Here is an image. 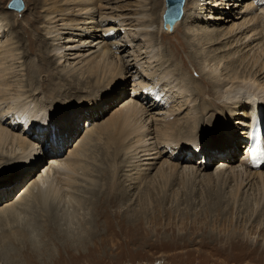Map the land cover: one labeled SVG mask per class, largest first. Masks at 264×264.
Wrapping results in <instances>:
<instances>
[{"label":"bare ground","instance_id":"obj_1","mask_svg":"<svg viewBox=\"0 0 264 264\" xmlns=\"http://www.w3.org/2000/svg\"><path fill=\"white\" fill-rule=\"evenodd\" d=\"M33 1L34 12L32 8H28V10L32 13L31 16L33 17L30 18V22L36 25L37 33H34V35L31 33V36L29 35L30 41L27 42L30 51L35 50L36 46L41 47L43 68L29 67V78H34L36 70L37 74L45 71L49 73V81L52 82L51 79L54 75L52 73L51 76V69L53 65L59 63V67L62 66L63 70L68 67L69 70L66 71V75L72 73L73 76L71 77L73 79L71 80L74 82L72 83L71 80L59 74L55 77L63 84L51 86L48 81L45 85L41 84L40 87H37L35 91L42 89V93L46 91L53 97L60 96L61 99L68 100L83 97L86 105L73 101L63 106H55L53 101L49 103L41 102V108L38 111L40 113L35 115L36 107L32 108L33 102L29 101L32 96L26 97L23 91H20L21 95H12L9 90L16 84H11L6 80L8 75L6 71L8 69L14 70V65L17 63L12 62L20 58H16L19 55L17 48L11 46L15 42L10 43L11 38L6 34L11 29L8 27V18L0 15V103H6L8 106L7 113L0 114V170H7L11 174L16 172L19 174L22 169H27L28 173L32 171V165L40 164V153L46 144L45 142L49 141L53 147L55 146L54 148H60L56 156L49 159V161L47 160V163L41 169L37 167L39 171L22 186V191L16 194L14 199H9L12 195L8 194L9 188L0 189V203H2L0 204V219L4 217V220H6L18 215L24 209L22 208L24 205H30L29 202L39 201V204L45 205L47 192L58 185L68 187L67 190L75 185L76 180L85 174L79 173V171L85 170L88 152H90L89 147L95 146L98 141L101 144L104 143L103 139L106 140L104 143L106 150L105 158L102 156V160L103 162H113L115 164L110 163L115 168L114 171L110 172L108 168L103 173L107 175L108 179H111L112 185L109 184L107 189H112L114 192L110 196L107 195L108 198L104 202H100L97 210L101 218L111 219L108 208L120 203L121 199L126 201L130 198L131 191L128 190L127 185L124 186L125 182L129 181L134 185L139 181L142 184L154 169L157 171L155 175L160 182L163 181L164 185L161 184L162 186H165V183L172 182V180V183H174L186 177L190 172L193 174L192 176L197 173H205L211 163L210 161L219 157L213 154L212 159L209 154L203 155L206 154V148L202 146V143L206 138L210 136L225 138L226 134L228 136L241 134L245 139L250 125V115L254 109L259 111L264 121V0H185L182 8L183 15L179 21L174 23L173 30L176 27L183 26L185 37H187V32L196 43L197 48L201 49L202 52L198 56L200 70L213 80L206 83V91H200V88L196 86V82L189 81L186 78L182 66L169 64L170 56L168 57V54L161 52L156 44V35L160 32L162 35L170 33L169 27L164 28L161 25V28L157 31L158 33L153 32L151 28L154 27L156 20H153L152 13L149 14L145 7L148 0H144L145 2L137 0V6L135 7L139 8L138 10H131L135 13L132 14L133 16L129 20L131 21L129 26L134 28L132 31L136 36L135 40L140 39L143 44V46L139 45L138 49L141 50L139 56L142 55L144 58L139 57L135 61V68L140 65L143 73L142 76L134 74L135 72L132 74L134 65L127 66V73L129 72L128 74L132 75L133 78V81L129 84L132 85V90L131 95L127 98L128 101L124 100L117 107L118 110L116 108L115 111L113 110L109 119L97 123V125L94 123L95 119L93 118L101 117L100 112L105 110V101L116 95L119 92L118 90L130 80L125 76V61L120 56V30H118L123 27L122 24L127 25L126 18H123L126 15L118 16L117 13H110L116 9L123 13L128 6L121 4V6L113 7V5L115 6L124 0ZM187 1L188 4L192 1L195 9L200 8L199 11L195 13V9L186 8ZM23 2L24 9L20 12L21 14L27 9L25 1ZM39 11L44 14L39 15ZM26 12L23 13V16ZM9 13L11 16L17 17L14 12ZM20 13H18V16ZM40 21L45 23V33H40L41 29L37 26ZM216 21L226 25H219L215 23ZM117 27L119 28L117 29ZM97 32H100V34H97ZM2 38L5 40H1ZM89 38L94 39L89 41ZM49 39L54 43L51 44L50 52L46 53L45 44L46 40ZM16 40L18 42L22 41L19 34L16 35ZM179 45L184 48L181 41H179ZM71 59L78 60L77 63L75 62L77 65L73 68L70 66L71 63L68 66L62 65ZM78 65L79 67H77ZM152 68L156 70L155 73H162L163 75L160 79L153 74L149 75L154 81L153 88L148 86L144 80V77L151 73ZM163 82L167 83L168 86L160 87L158 90L157 88ZM190 83L197 90L196 95L198 96L200 93L203 95V93L214 92L215 99L209 105L211 109L201 106L204 103L203 101L200 103L199 97L192 94L191 90L193 88H190ZM66 86L69 87L63 91ZM13 91L17 92V90ZM142 91L149 98V101L154 102L151 104L150 102L146 103L140 97ZM84 93L87 95L83 96ZM134 94L137 96L135 97ZM178 95L183 101L182 104H178L177 108H167V105L173 103L172 100ZM18 100H21L19 106L16 104ZM159 103L164 105L160 109L161 111L167 110L166 114L163 111L161 113L162 115L165 114L162 123L158 122L157 116H153V110H151ZM183 108V111L187 108V112L182 117L184 121L179 122L181 119H176L175 115L177 114L174 113ZM218 108H223L222 112L224 113H211L212 111L216 112ZM90 111H93L95 116L91 122L86 120L87 124L86 122L83 123V135L77 137L73 142L74 146L68 148L67 153L63 154L61 149L64 151L69 141H65L63 138L65 143L63 141L61 143L55 138L51 140V136L53 134V136H57L59 130L68 124L70 115H74L75 118L79 116L83 118L82 115L89 116ZM208 113L210 114L208 115ZM50 114L56 115L57 118L52 116V121H48V115ZM42 116L46 117L47 120H40ZM98 119L96 118V120ZM46 125L48 134L43 132V127H46ZM68 127L71 126L68 124ZM68 127L67 130L69 131ZM70 130L74 131L73 134L78 131L77 128H71ZM238 130L240 133H238ZM42 137L44 138L42 141L44 144L35 142L36 139ZM71 138L69 137L68 140H71ZM192 144L200 145L192 151L196 158L192 156L188 149L189 145ZM169 149L173 156L166 158L165 151ZM211 149L212 145L209 147L210 152ZM237 149L239 150V145L225 154L228 155V158H231V155H237ZM178 153L179 156H177ZM124 154H130L126 162L128 163L127 167H131V169L127 170L130 174L125 175L126 178L122 181L120 172L124 170L120 160ZM194 158L198 159L197 163L196 161L192 163ZM226 163L222 160L217 164L218 170L216 169V173H220L215 177L219 178L221 173L226 174L227 169L225 167L229 166ZM158 164L160 166L156 167ZM247 166L249 167L244 158L241 159V166L238 167L241 170H238L239 172L235 171L233 177L229 179L236 182L240 188H247L250 184L247 182L251 178L257 180L259 191L262 192V200L264 198V171L262 170L264 165L253 170H250ZM180 168L183 169L180 170L181 172L179 171ZM228 168L234 170L230 166ZM31 173L19 179L13 189L14 195L20 186L27 181L26 179ZM18 174L16 175L20 177ZM86 175L88 176V174ZM135 175L137 177H133ZM247 175L248 177L245 178ZM198 176L200 178L199 174ZM198 178L195 177L197 180ZM207 178L208 176L205 177L206 180ZM191 179L192 177L188 180ZM89 180L94 182L91 179ZM226 180L228 181V178ZM92 205L95 207L94 202ZM141 217L139 211H134L129 219H143ZM118 218L125 219L116 216V219ZM71 237L73 238L72 235ZM80 238L79 240H81Z\"/></svg>","mask_w":264,"mask_h":264},{"label":"rangeland","instance_id":"obj_2","mask_svg":"<svg viewBox=\"0 0 264 264\" xmlns=\"http://www.w3.org/2000/svg\"><path fill=\"white\" fill-rule=\"evenodd\" d=\"M9 1L0 0V12H2L0 15L8 18V27L11 29L6 34L11 38L10 43L15 42L11 46L17 48L19 55L16 58H20L12 62L17 63L14 65V70L8 69L6 71V74H8L6 80L11 84H16L9 91L13 96L21 95L20 91L25 92L26 97L32 96L33 98L31 97L29 101L33 102L32 108L36 107L35 115L40 113L38 111L41 108V102L49 103L53 101L55 106H63L73 101L86 105L83 97L76 100H68L61 99L60 96L53 97L45 90L42 93V89L35 91L41 84L45 85L49 81L50 75L45 71L37 74L36 70L34 78H29V67L43 68V64L41 63V47L36 46L35 50L30 51L27 42L30 41L31 33L33 35L37 33L36 25L30 22V18L33 17L31 16L32 13L28 10V8H32L34 12V1L23 0L27 8L24 12L28 10L24 16V12L18 16V13L8 9L7 5ZM139 1L145 2L144 0ZM146 2L148 4L145 7L149 11L148 13H152L153 20H156L151 30L157 32L161 28V25L163 27L162 15L165 9V0H148ZM121 4L128 6L125 12L122 13L116 9L110 13H117L118 16L126 15L123 18H126L128 26L122 24L123 27L120 29L117 27V29L120 30V56L125 61V76L130 78V80L118 90L119 92L116 95L105 101V110L102 111L103 114L100 112V118L94 117L95 113L93 111H90L91 114L89 116L82 115L83 118L81 116L75 118L74 115H70L68 124L71 127H68L67 124L59 130L57 136H53L54 134L52 135L53 138L51 136V140L55 138L57 141H61V143L62 141L65 143L63 138L65 141H69L64 150L65 152L61 149L63 154L67 153L68 148L74 146L73 142L77 137L83 135V123L86 120H90L91 122L94 117V123L97 125V123L109 119L113 110L115 108L118 110L117 107L130 96L132 85L129 84L133 81V78L131 77L132 75L128 74L129 72L127 73L128 65H134L132 74L135 72L134 74L142 76L143 69L140 68V65L138 68H135V61L139 57L144 58L142 55L139 56L141 50L139 51L138 49V46H143V44L140 39L135 40L136 36L134 31H132L134 28L129 26L131 24L129 20H131L132 14L135 13L131 12V10H138L139 8L135 7L137 6V0H124L115 6L113 5V7L121 6ZM186 8L195 9L193 2L191 1L188 4L187 1ZM199 9H195V13ZM9 12H14L17 17L11 16ZM41 14L44 13L40 12L39 15ZM215 23L226 25L221 24L219 21ZM44 24L43 21L37 23V26L41 29L40 33H45ZM184 32L183 26L176 27L170 33L165 32L166 35H162L160 32L156 35V44L161 52L168 54V57L170 56L169 64L182 66L181 68L186 78L189 81L193 80L196 82V86L200 88V91H206V83L213 80L201 72L198 56L202 51L197 48L196 43L187 32V37H185ZM17 34L21 37V42L16 40ZM97 34H100V32H97ZM94 38H89V41H92ZM74 39L77 40L78 38ZM1 40L5 39L2 38ZM179 41L183 43L184 48L179 45ZM53 43L51 39L46 40V49L44 48L46 53L50 52L51 44ZM77 61L71 59L62 65L68 66L71 63L70 66L73 68L77 65ZM51 70V76L52 73L54 75L51 79L52 82H48L51 86L63 84V82H60L55 77L59 76V74L68 80L73 79L71 77L73 76L72 73L66 75V71L69 70L68 67L66 70H63L62 66L59 67V63L58 65H53ZM155 72L156 70L152 68L151 73H148L144 77L147 85L151 88L154 87V81L149 75L153 74L158 79L163 76L162 73ZM72 83L74 82L72 81ZM165 86H168V84L163 82L157 89L159 90L160 87ZM68 87H62L63 91ZM190 88H193L191 83ZM13 90H17V92L15 93ZM191 91L195 96L197 90L193 88ZM32 93L35 95L33 96ZM85 95L87 94L84 93L83 96ZM180 95L175 97L172 100L173 103L167 105V108H177V106L181 105L183 101L179 98ZM144 96V92L142 91L140 97L146 103L150 102L151 104L154 102L152 100L149 101V98ZM196 96L199 97L200 103L203 101L204 104L201 106H206V108H209V105L215 99L214 92L203 93V95L200 93L199 96ZM20 101L18 100V103H16L18 106ZM163 107L164 105H160L159 103L151 109L153 110V116H157L156 119L161 123L167 112L164 109L162 111L165 114H161L162 111L160 109ZM187 108L185 111H183V108L174 113L177 114L175 115L176 119H181L179 122L184 121L182 117L186 114ZM222 110L223 108H218L216 112H210L214 114L220 112L222 114L224 113ZM7 111V104L1 102L0 114H6ZM52 116L56 117V115L50 114L48 115V121H52ZM96 118L99 119L96 120ZM40 120L47 119L42 116ZM71 128H77L78 131L73 134L74 131H71ZM43 132L48 134L47 125L43 127ZM238 133H240L239 130ZM26 135L28 136V134ZM242 136L241 134H238V136H228L226 134L225 138L222 136H219L220 138L214 136L206 138L202 143V146L206 148V154L203 155L209 154L212 159L213 154L219 157L210 161L211 163L205 170V173H197L192 176L193 174L190 172L184 177L186 178L185 180L182 178L174 183H172V180V182L165 183L166 185L162 186L163 181L160 182L159 178L155 175L157 171L154 169L150 172L148 179H144L145 182L143 181L142 184L139 181L134 185L129 181L125 182L124 186L127 185L128 190L131 191L130 198L126 201L121 199L120 203L108 208L111 219L101 218L98 214L97 206H99L101 201L104 202L108 198L107 195L110 196L114 192L112 189H107L109 184H111V179H108L103 171H107L108 168L110 172L114 171L113 165L115 164L110 162L112 165L102 160V156L105 158L106 147L104 143L106 140L103 139L104 143L102 144L99 141L96 142L95 146L89 147L90 152H88V163H85V170L79 171V173L85 174L76 180L75 185L68 190L66 189L68 187L58 185L56 186L57 189L55 187L47 192L45 205L42 206V204L38 203L39 201H33V204L29 202L30 205L22 207L24 209L19 212L20 216L18 214L6 220H4V217L0 219V264H264V198L261 200L262 192L259 191V183L257 180L251 178L250 182H247L250 183L247 188H240L236 182L229 179L233 177L235 171L239 172L241 170L238 167L241 166V159H243L241 156L243 155L242 144L245 141ZM69 137H72L71 140H68ZM43 139V137L36 139L35 142L42 143ZM45 143L40 153L41 165H32V171L27 173V169H22L19 174L17 172L11 174L7 170H0V189H10L8 194L12 195L9 199H14L16 194L22 191V186L39 171L38 168L40 167L39 169H41L47 163V160L49 161V159L55 157L59 152V147L54 148L55 146L53 147L49 141ZM210 145H212L211 152L209 151ZM237 145H239L237 155L233 154L231 158H228V155L225 153ZM199 146L192 144L189 145L188 149L192 154L193 149ZM165 153L166 158L173 156L170 149L166 150ZM17 154L19 153L17 152ZM129 156L130 154H124L120 160L122 169L124 170L120 172L122 181L126 178L125 175L130 174L127 170H130L131 167H127L128 163L126 162ZM177 156H179V153ZM192 156L196 158L195 154H192ZM195 158L192 160V163L198 162V159ZM222 160L225 163L228 161L226 164L230 168H234V170H230L229 166L225 167L227 169L226 174L221 173L223 175L221 176L220 174L221 178L220 176L218 178L215 177L220 173H216V169L218 170L217 164ZM160 164L156 167H159ZM249 169L253 170L251 167ZM180 170L182 171L183 169L180 168ZM262 170L264 171V167ZM30 172L32 173L26 179L27 181L20 186L14 195L13 189L19 182V179L30 174ZM16 174L20 175V177ZM198 174L200 178H198ZM208 174L213 175L212 178ZM189 175V178L192 177L191 180H188ZM207 176L209 180L208 178L207 180L205 179ZM133 177H137V175ZM247 177L248 175L245 176V178ZM227 178L228 181L226 180ZM89 179L94 182H90ZM93 202L95 207L92 205ZM134 211H139L143 219H129ZM116 216H121L125 219H116ZM79 237H81V240H79Z\"/></svg>","mask_w":264,"mask_h":264},{"label":"water","instance_id":"obj_3","mask_svg":"<svg viewBox=\"0 0 264 264\" xmlns=\"http://www.w3.org/2000/svg\"><path fill=\"white\" fill-rule=\"evenodd\" d=\"M185 0H165L166 8L162 15V21L164 28L169 27V31L173 30V25L176 21H179L183 15V5ZM7 8L14 10L18 13L24 9L23 0H10Z\"/></svg>","mask_w":264,"mask_h":264},{"label":"snow or ice","instance_id":"obj_4","mask_svg":"<svg viewBox=\"0 0 264 264\" xmlns=\"http://www.w3.org/2000/svg\"><path fill=\"white\" fill-rule=\"evenodd\" d=\"M257 157V153L256 152H253L252 153V158L255 159Z\"/></svg>","mask_w":264,"mask_h":264}]
</instances>
